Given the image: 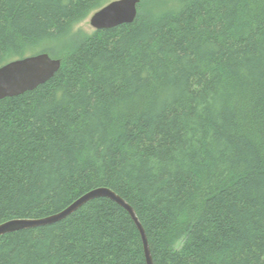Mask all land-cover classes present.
Instances as JSON below:
<instances>
[{"label": "trees", "instance_id": "16d2710c", "mask_svg": "<svg viewBox=\"0 0 264 264\" xmlns=\"http://www.w3.org/2000/svg\"><path fill=\"white\" fill-rule=\"evenodd\" d=\"M111 1L0 0V66L62 60L0 100V223L107 187L155 264H264V0H140L133 22L71 37ZM0 264L147 261L98 197L1 236Z\"/></svg>", "mask_w": 264, "mask_h": 264}, {"label": "water", "instance_id": "95a60500", "mask_svg": "<svg viewBox=\"0 0 264 264\" xmlns=\"http://www.w3.org/2000/svg\"><path fill=\"white\" fill-rule=\"evenodd\" d=\"M139 2L140 0H113L92 13L90 23L97 30L109 29L124 23H131L137 17ZM61 66L62 60L52 57L47 52L14 59L0 66V100L18 96L46 83L56 74ZM98 197H108L115 200L131 214L143 239L147 264H155L146 231L136 211L125 199L107 187L95 188L85 193L67 208L50 216L39 219L15 218L2 222L0 223V237L6 233L62 220L89 200Z\"/></svg>", "mask_w": 264, "mask_h": 264}, {"label": "rangeland", "instance_id": "374dc122", "mask_svg": "<svg viewBox=\"0 0 264 264\" xmlns=\"http://www.w3.org/2000/svg\"><path fill=\"white\" fill-rule=\"evenodd\" d=\"M90 18H91V15L88 16L85 20L79 22L78 24H76L74 26V28L72 29V32H71V37L74 35V34H77V35H82L83 33L85 34H91L95 31V28L91 25L90 23ZM65 39L63 40H59L58 42L55 43L56 47H58L59 45H61V43L64 41ZM39 49H37L36 51H38ZM35 51V52H36ZM33 53V52H31Z\"/></svg>", "mask_w": 264, "mask_h": 264}]
</instances>
